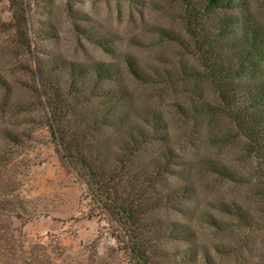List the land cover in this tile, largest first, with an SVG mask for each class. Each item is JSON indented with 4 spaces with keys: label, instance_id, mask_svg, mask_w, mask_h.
I'll return each instance as SVG.
<instances>
[{
    "label": "rangeland",
    "instance_id": "obj_1",
    "mask_svg": "<svg viewBox=\"0 0 264 264\" xmlns=\"http://www.w3.org/2000/svg\"><path fill=\"white\" fill-rule=\"evenodd\" d=\"M24 1L21 31L10 1L0 0V73L7 81L0 85V136L10 130L20 141H1L5 166L0 165V255L12 264H138L124 230L96 201L83 172L65 158L47 126L46 101L59 83L69 81L66 66L87 68L128 54L148 81L133 80L122 68L118 81L106 80L95 91L100 95L123 86L129 99L117 110L130 105L139 114L160 111L169 135L154 139L143 156H156L170 147L174 172L164 175L160 187L194 188L180 212L162 209L157 216L191 225L192 241L200 245L235 248L229 254L212 252L216 264H264V164L248 150V140L228 117L200 112L202 105L218 100L204 77L197 38L188 30L180 0ZM250 1L264 24V0ZM77 24L94 34L112 35L114 52H105L90 36L80 34ZM52 62L59 67L49 73ZM105 99L81 101L76 112L88 117ZM130 114L136 117L133 111ZM95 134L109 147H115L120 137L107 128ZM208 160L230 167L243 183L188 169ZM229 200L246 209L244 225L231 219V230L218 234L200 224V211ZM186 245L177 240L155 243L163 257L155 256L152 264H177L167 257ZM190 264H203L202 258Z\"/></svg>",
    "mask_w": 264,
    "mask_h": 264
},
{
    "label": "trees",
    "instance_id": "obj_2",
    "mask_svg": "<svg viewBox=\"0 0 264 264\" xmlns=\"http://www.w3.org/2000/svg\"><path fill=\"white\" fill-rule=\"evenodd\" d=\"M9 1L14 23L22 31L26 21L25 1ZM180 2L186 24L190 26L188 30L197 38L204 77L218 100L202 105L200 112L211 117L221 114L228 117L238 133L248 140V150L264 164V24L251 10L250 0ZM76 28L105 52H114L112 35L94 34L79 24ZM51 64L49 73L59 67L54 62ZM65 68L69 81L59 83L60 88L52 90L46 101L47 126L65 158L83 172L96 201L124 230L126 245L135 261L152 264L155 256L162 258L154 246L162 240L187 242L168 255L169 263L190 264L200 257L203 264H216L212 252L219 255L234 252L230 245L214 244L211 248L200 245L192 241L195 236L191 225L164 221L157 216L162 209L180 212V206L194 191L188 185L170 190L160 187L164 175L174 172L171 164L175 154L170 147L156 156H143L145 147L154 139L161 134L169 135L167 119L156 110L147 109L139 114L130 105L117 110L129 99V92L123 86L100 95L95 91L106 80L118 81L124 70L133 80L147 82L148 75L136 60L125 54L116 62L96 61L87 68L71 63ZM0 85H7L1 73ZM97 96L106 99L88 117L76 112L79 102L86 103ZM132 111L136 117L130 114ZM102 128L119 133L115 147L100 144L96 139L95 133ZM4 139L20 143L10 130L0 136V147ZM2 158L0 150V165L5 166ZM188 169L216 175L219 180L243 183L236 171L215 160L192 163ZM211 207L212 210L200 211L197 219L214 233L229 232L234 225L231 219L239 225L248 219L246 209L234 200L218 201ZM0 264L12 263L0 255Z\"/></svg>",
    "mask_w": 264,
    "mask_h": 264
}]
</instances>
